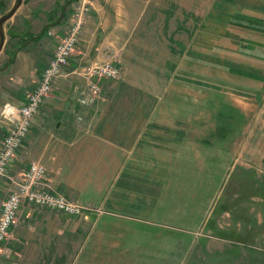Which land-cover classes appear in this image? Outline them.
I'll return each mask as SVG.
<instances>
[{"label":"rangeland","instance_id":"1","mask_svg":"<svg viewBox=\"0 0 264 264\" xmlns=\"http://www.w3.org/2000/svg\"><path fill=\"white\" fill-rule=\"evenodd\" d=\"M22 1L4 23L0 68L11 64L0 73V145L11 126L4 104H21L38 82L19 78L26 63L14 64L16 52H54L80 17L79 42L92 23L102 48L95 57L74 50L58 78L73 74L76 83L70 79L59 89L78 94L86 108L102 94H119L110 102L120 116L130 108L145 111L151 158L135 161L134 203H114L115 182L90 177L91 166L67 174L82 180L72 186L89 188H55L51 170L36 160L45 169L44 186L85 212L32 204L63 214L69 229L61 245L46 229H33L20 242L16 228L30 226L20 218L23 204L0 264H264V0ZM15 2L0 0V16ZM107 62L118 66L116 78L90 72ZM92 82L99 83L97 93ZM89 94L93 100L84 102ZM28 167L11 175L9 168L0 192L5 178L20 179Z\"/></svg>","mask_w":264,"mask_h":264},{"label":"crops","instance_id":"2","mask_svg":"<svg viewBox=\"0 0 264 264\" xmlns=\"http://www.w3.org/2000/svg\"><path fill=\"white\" fill-rule=\"evenodd\" d=\"M67 1L70 2V0ZM24 5L25 2L22 1L15 13ZM63 16L64 12L60 14L57 22L61 21ZM57 24L59 25V23ZM91 28H93L92 23L88 25L80 42H78L76 50L79 49V55L89 56L92 52L93 56L91 57H95V50L102 48L101 45L94 43ZM40 37H32L30 42L40 39ZM54 39L47 38L45 42L51 41L53 43ZM43 40L40 39L39 42H43ZM2 52L3 50L0 51V55ZM53 53V51H49L43 56L35 57L29 52L19 49L16 52L17 60L14 64L19 61L26 63L25 74H21L22 76L19 78L24 80L26 77L23 75H28L29 82L34 79L39 81L41 74L38 75V72L48 64ZM38 54L41 52L39 51ZM10 64L0 68V73L5 71ZM72 64L76 66L77 63L72 62ZM73 65H70L69 69H72ZM70 79L76 83L73 74L56 79L52 92L43 101L40 110L33 118L28 135L17 150L12 162L13 166L10 168V175L14 173L13 171L18 169L20 171L28 167L32 161L37 160L51 170L52 175L49 176L55 188L87 189L90 187L87 184L75 183L72 186L71 180H82L78 176L68 177L67 174H71L72 170L91 166L90 177L94 174H100L105 175L106 178L107 175L106 181L115 182V184L117 182L116 185L114 184L115 186L112 185L114 190L111 199L116 200L114 203H123L124 199L127 201L132 199L131 203H134L135 197H138L133 187L135 161L151 158L150 120L146 119L147 124H145L146 120L143 114L145 111L140 114L134 108L126 110L125 114L120 116L119 110H113L118 108L110 102L113 97H117L119 94H102L98 104L90 108L82 106L78 101V94H69L59 89L60 84ZM10 88L14 90L16 95L20 93L12 86ZM78 117L83 118V121L80 122ZM0 136H2L1 133ZM21 165L26 166L22 167ZM96 166H98V171L95 169ZM78 173L79 171L75 172V174ZM120 181H126V184L121 185L119 184ZM3 186L5 190L0 192V201L9 193V189L13 187V182L10 183L8 178H5ZM140 196L144 197V194ZM31 206L33 205L25 203L21 209L20 218L28 220L30 226L19 224L15 230L16 239L21 242V237L35 231L33 229L39 231L46 229L52 231L53 244L61 245L64 241L63 234L69 229V222L64 215L48 208H30ZM12 229L14 228L12 227ZM24 239L27 238L24 237Z\"/></svg>","mask_w":264,"mask_h":264},{"label":"built area","instance_id":"3","mask_svg":"<svg viewBox=\"0 0 264 264\" xmlns=\"http://www.w3.org/2000/svg\"><path fill=\"white\" fill-rule=\"evenodd\" d=\"M74 23L70 31L59 39L54 54L44 67L38 83L25 94L21 104L6 103L2 108L1 113L11 122V126L0 145V181L7 175L19 146L30 130L33 118L45 98L52 92L56 79L76 50L82 29L80 17L76 18ZM89 70L93 73L99 72L101 76L107 78H116L120 73L118 66L111 62L95 64ZM90 89L97 93L100 90L99 83L92 82ZM91 100L93 99L90 94L83 99L84 102ZM44 179V167L33 161L23 172L22 178L13 180L12 189L0 201V255L23 204L49 207L73 215L85 212L84 206L71 201L62 193H55L45 187Z\"/></svg>","mask_w":264,"mask_h":264},{"label":"water","instance_id":"4","mask_svg":"<svg viewBox=\"0 0 264 264\" xmlns=\"http://www.w3.org/2000/svg\"><path fill=\"white\" fill-rule=\"evenodd\" d=\"M22 0H16L13 7L2 16H0V51L2 50L5 43V31H4V23L14 15L18 7L21 5Z\"/></svg>","mask_w":264,"mask_h":264}]
</instances>
